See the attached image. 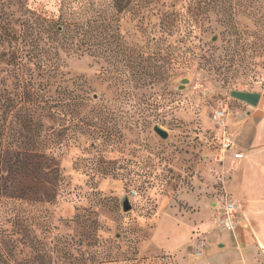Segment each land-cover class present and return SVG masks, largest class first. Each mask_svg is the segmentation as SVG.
Wrapping results in <instances>:
<instances>
[{"label": "rangeland", "instance_id": "obj_1", "mask_svg": "<svg viewBox=\"0 0 264 264\" xmlns=\"http://www.w3.org/2000/svg\"><path fill=\"white\" fill-rule=\"evenodd\" d=\"M3 10L28 38L18 45L0 28V92L20 101L18 131L42 115V138L19 141L44 145L54 170L30 188L21 178L0 212V264H163L165 254L177 264L178 229L190 236L184 259L204 257L182 196L221 174L213 111L227 107L228 122L244 105L232 90H264V0H132L122 11L114 0H0ZM60 15L111 25L109 48L96 32V55L86 44L55 55L43 18ZM151 57L154 78L136 65Z\"/></svg>", "mask_w": 264, "mask_h": 264}, {"label": "crops", "instance_id": "obj_2", "mask_svg": "<svg viewBox=\"0 0 264 264\" xmlns=\"http://www.w3.org/2000/svg\"><path fill=\"white\" fill-rule=\"evenodd\" d=\"M257 92L261 94L258 104L244 102L227 122L237 144L222 160L215 159L221 174L212 177L213 183H204L182 196L193 205L194 219L183 225L194 228V240L203 236V230H212L207 235L205 256L184 259L186 253L180 246L190 236L178 229L177 235L183 239L177 242V264L179 257L186 264H264V90ZM223 193L239 206L242 221L235 231L218 229L212 221L223 206Z\"/></svg>", "mask_w": 264, "mask_h": 264}, {"label": "trees", "instance_id": "obj_3", "mask_svg": "<svg viewBox=\"0 0 264 264\" xmlns=\"http://www.w3.org/2000/svg\"><path fill=\"white\" fill-rule=\"evenodd\" d=\"M115 6L119 7L122 11L125 9L132 0H114ZM8 13L3 10V14L0 16V28H4L5 37L15 39L17 44L21 45L25 43L28 38V33L19 32L13 33V25L9 22ZM43 21L48 24L51 39H53L52 49L54 54H58L61 49L71 48L74 50H80L81 46L86 44L85 50L92 55H96V47L101 45V42H97L98 35L96 32L106 34L103 38L106 40L105 45L109 48L110 42L107 36L111 31V25L108 23L99 24L95 19L89 20L86 23L80 21H69L63 15H60L57 20L45 19ZM101 28V29H100ZM100 29V30H99ZM82 36V37H80ZM20 58L22 55H19ZM156 57H151L147 60L148 64L139 62L136 65L142 69L141 73H145L153 78L158 75V71L155 68H159L161 65L157 63ZM160 65V66H159ZM52 71L56 74L59 70L57 66H52ZM140 73V71H139ZM22 81V79L20 80ZM154 84L152 81H145L140 83L142 86ZM29 94V92L27 93ZM35 94L38 92L35 90ZM9 99V101H8ZM6 98L8 103L3 100V95L0 92V212L4 210V206L9 203L10 198H16L21 188V178H30L33 182L31 184H24V188H30L35 185L36 177L40 174L42 183H47L50 180V175L54 168L51 161L54 159L51 154L46 152L44 145H22L19 141L22 136H28L31 133V137L42 138V115L39 114L36 118L34 115L26 116L23 122L19 123L20 130L15 127L14 110L20 105V101H15L11 97ZM38 107L40 101L35 103ZM24 105V104H23ZM5 108L3 109V107ZM3 109V110H2ZM2 110V111H1ZM18 132V133H17ZM39 181V180H38ZM40 182V181H39ZM1 239V237H0ZM4 253V249L1 247L0 240V253Z\"/></svg>", "mask_w": 264, "mask_h": 264}, {"label": "built area", "instance_id": "obj_4", "mask_svg": "<svg viewBox=\"0 0 264 264\" xmlns=\"http://www.w3.org/2000/svg\"><path fill=\"white\" fill-rule=\"evenodd\" d=\"M227 107H220L215 109L212 113V121L221 132V140L215 159L220 161L224 155L236 147L235 136L228 129L227 123ZM222 207L217 211L213 217V224L216 228L228 231H235L237 226L241 223L242 218L239 211V206L234 199H232L227 193H223L221 196ZM205 236H199L192 243V251L194 255L200 256L203 254L206 247ZM163 264H172V257L165 254L161 257Z\"/></svg>", "mask_w": 264, "mask_h": 264}, {"label": "water", "instance_id": "obj_5", "mask_svg": "<svg viewBox=\"0 0 264 264\" xmlns=\"http://www.w3.org/2000/svg\"><path fill=\"white\" fill-rule=\"evenodd\" d=\"M189 79L185 78L183 80L184 83L188 82ZM231 95L243 102H246L250 105H257L260 99L261 94L257 91H244V90H232ZM154 130L156 133H158L161 137L167 138L168 137V132L161 127L160 125H155ZM124 209L126 211L130 210L132 208V204L128 198L125 199L124 201Z\"/></svg>", "mask_w": 264, "mask_h": 264}]
</instances>
